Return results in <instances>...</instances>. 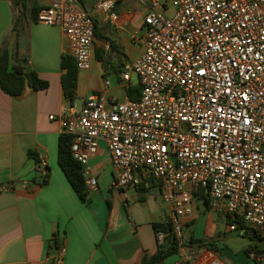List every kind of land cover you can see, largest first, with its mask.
<instances>
[{
    "label": "built area",
    "instance_id": "2783aa9c",
    "mask_svg": "<svg viewBox=\"0 0 264 264\" xmlns=\"http://www.w3.org/2000/svg\"><path fill=\"white\" fill-rule=\"evenodd\" d=\"M118 1L99 0L91 13L75 0H56L38 22L59 26L67 54L88 70L95 15L116 24ZM150 1L144 53L122 72L124 83L137 75L140 98L119 102L100 92L81 107L70 101L59 116L63 133L88 191L98 186L90 161L104 145L114 191L159 193L171 208L178 264H228L188 249L184 226L202 192L212 211L226 214L230 232L264 238V0ZM40 164L45 169L46 159ZM164 239L157 234L159 245ZM65 256L63 246L54 264Z\"/></svg>",
    "mask_w": 264,
    "mask_h": 264
},
{
    "label": "crops",
    "instance_id": "0c3cea01",
    "mask_svg": "<svg viewBox=\"0 0 264 264\" xmlns=\"http://www.w3.org/2000/svg\"><path fill=\"white\" fill-rule=\"evenodd\" d=\"M55 1L0 0V49H8L11 69L16 58L27 59L29 68L48 84L42 90L27 87L19 96L8 95L0 87V264H53L57 252L51 246L56 235L66 249L63 264H142L158 249L154 225L169 217L170 206L155 190L114 191V169L104 145L90 161L98 186L89 191L87 203L59 164V140L64 134L59 116L71 101L62 85L68 41L59 26L40 23L36 17L38 10ZM98 1L75 0L91 13ZM150 8V0H119L114 25L95 15L91 67L79 71L73 100L78 107L91 93L103 92L117 100L105 80L107 71L117 63L114 71L122 73L126 62L144 53V18ZM130 83L122 81V86L127 90ZM44 158L50 177L41 185ZM229 225L226 214L212 211L195 196L193 212L185 219V241L191 235L212 241L213 248L192 251L209 252L228 264H264V238H254L252 231L244 229L243 234L230 232ZM230 234L242 236L243 244H222ZM179 260L176 253L165 264Z\"/></svg>",
    "mask_w": 264,
    "mask_h": 264
},
{
    "label": "trees",
    "instance_id": "16d2710c",
    "mask_svg": "<svg viewBox=\"0 0 264 264\" xmlns=\"http://www.w3.org/2000/svg\"><path fill=\"white\" fill-rule=\"evenodd\" d=\"M39 10L36 12V17ZM20 18H17L15 29L19 26ZM11 61L8 49H0V87L2 90L11 96L21 95L27 87L34 90H42L48 87L47 82L42 81L37 73L31 70L28 66V60L18 58L15 59L14 70L11 69ZM62 69L64 74L62 76V85L65 95L71 100L76 99L77 81L79 70L76 62L69 54H64L62 57ZM127 96L130 100L136 101L141 94L140 84L129 86L126 90ZM59 164L65 173L67 179L71 183L73 189L83 202H88L89 191L86 189L85 177L82 173V166L74 160L71 153L70 137L63 134L59 140ZM42 174L41 185L49 181L50 173L46 171ZM40 171V170H39ZM41 173V172H40ZM142 192L146 193V190ZM195 196L204 200L205 205H209L208 197L203 195L202 192L195 193ZM156 233H163L165 235L164 243L158 246L156 253L150 257H145L142 264H165L168 257L178 253L177 239L173 231L172 223L167 218L162 223L154 225ZM256 236L260 237L258 232ZM259 239V238H258ZM186 246L190 250H197L201 248H213L214 243L205 239H194L191 235L189 242ZM63 247L62 239L56 235L51 246V250L57 252ZM255 256H260V251L255 252ZM54 264V261H53ZM185 264V263H182Z\"/></svg>",
    "mask_w": 264,
    "mask_h": 264
},
{
    "label": "rangeland",
    "instance_id": "374dc122",
    "mask_svg": "<svg viewBox=\"0 0 264 264\" xmlns=\"http://www.w3.org/2000/svg\"><path fill=\"white\" fill-rule=\"evenodd\" d=\"M174 12V7L171 4L170 10L168 15H171ZM118 68L117 63H113V67L109 72L107 71V76L105 80L109 81L110 83V91L115 99H117L119 102H125L126 101V88L122 86V73L115 72L114 69ZM138 83V77L136 74H132V81L130 86H134ZM127 85V83H126ZM185 235V233H184ZM234 243V245L239 246L243 244V238L239 234H230L226 238H223L222 244H229Z\"/></svg>",
    "mask_w": 264,
    "mask_h": 264
},
{
    "label": "water",
    "instance_id": "95a60500",
    "mask_svg": "<svg viewBox=\"0 0 264 264\" xmlns=\"http://www.w3.org/2000/svg\"><path fill=\"white\" fill-rule=\"evenodd\" d=\"M253 237L255 238L256 237V231H253Z\"/></svg>",
    "mask_w": 264,
    "mask_h": 264
}]
</instances>
